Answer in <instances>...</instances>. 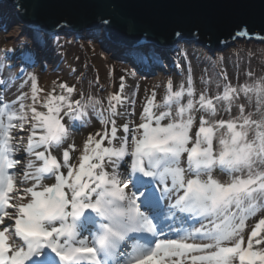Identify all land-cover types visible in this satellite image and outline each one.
<instances>
[{"label":"snow or ice","instance_id":"6c2138e0","mask_svg":"<svg viewBox=\"0 0 264 264\" xmlns=\"http://www.w3.org/2000/svg\"><path fill=\"white\" fill-rule=\"evenodd\" d=\"M141 3L164 9L154 11L150 23L170 44L225 43L224 31L264 41V0L258 12L252 10L255 0ZM123 7L124 0L15 3L30 35L11 38L19 49H3L0 264H264V250H253V238L264 231V77L249 72L250 79L236 85L225 77L217 84L222 94H200L198 100L191 78L179 90L169 80L162 103L153 92L140 121L129 119L119 128L117 118L131 115L123 77L107 108L86 93L74 96L67 83L61 84L66 95L40 97L35 73L26 69L62 48L70 34L85 32L95 45L121 30L130 38L126 51L134 64L156 54L154 42H143L145 29L123 17ZM18 55L31 64L17 63ZM26 80L30 113L23 103L13 110L7 99ZM218 101L229 110L235 105L238 114L214 119ZM94 117L103 131L89 134L78 165L70 162L74 144L58 160L53 153ZM258 214L246 239L247 221ZM178 221L192 226L177 228Z\"/></svg>","mask_w":264,"mask_h":264},{"label":"rangeland","instance_id":"374dc122","mask_svg":"<svg viewBox=\"0 0 264 264\" xmlns=\"http://www.w3.org/2000/svg\"><path fill=\"white\" fill-rule=\"evenodd\" d=\"M10 7L6 3L0 4V20L9 18L14 20L6 31L0 28L1 42L5 40L4 36L16 27L20 28L17 36L21 34L29 35L24 31L21 23L15 20L14 17L6 15L7 9ZM61 43L63 44L62 48L47 54L39 63L26 69L29 73H35L37 87L41 89L40 97L66 95L67 93L61 88V84L67 83L69 87H75L76 93H74V96L79 93H86L94 99L98 98L104 101L105 108H107L108 98L119 92L121 78L123 77L124 91L122 96L126 98L125 106L128 107L131 115L130 117L117 118L118 128L122 123L128 122L129 119L136 123L140 121V113L153 92L156 93V103H162L167 95V82L169 80L172 81L174 90H179L181 84L187 88L188 80L191 78L196 94L195 99L198 100L200 94H204L209 98L222 94V88L218 89L217 84L225 82V77L233 85L242 84L250 79L248 76L249 72L255 78L264 77V43L237 41L234 46L223 52H217L215 55L209 54L199 46L183 43L176 44L172 52L168 50L163 53L157 52L155 47H153L152 52L156 54L152 55L149 60H145L142 65L134 64L129 59L127 51L123 48L118 47L115 50H111L109 46H105L104 39L98 40L93 45L91 40L87 39L86 33H82L77 39L73 36L65 37ZM13 47L19 49V45L15 42L8 48L11 49ZM99 51L105 53L109 58L110 74L103 69ZM21 59L24 60V64H31L26 55L24 57L18 55L16 62L19 63ZM55 61L59 69H62L59 70L57 68L50 80L44 83V66L56 64ZM6 63L7 61L3 58L0 64L5 65ZM155 63L160 65L161 70L153 67ZM133 64L140 72L148 70L152 71V73L154 72V74L152 76L148 73L140 75L135 70L136 68L132 67ZM132 73H135V75H132ZM12 83H17L15 75L12 76ZM31 95V84L26 80L20 88H15L8 93L7 99L12 101L10 107L13 110L19 111V104L23 103L25 110L30 113V109L27 106L31 104ZM18 97L19 100L17 99ZM0 99H4L3 92H0ZM186 99L185 97V101ZM216 106L218 113L214 119L228 120L238 114L235 105L230 110L228 109L227 102H216ZM246 107L248 111L253 110L247 105ZM37 108L38 110H45L40 104H37ZM117 110L123 111V108L118 106ZM99 111L100 109L97 108V112ZM196 115L199 118L200 115L206 114L197 113ZM103 127L99 119L94 117L84 127L76 128L68 141L53 154L57 155L58 160H62V153L65 148L74 144L75 150L69 149L70 162L78 165L84 143L89 134L94 135L98 131L102 132ZM104 145L107 146V141L104 142ZM216 175L220 179H227L219 171H217ZM258 218L259 214L257 217H250L247 221L248 226L245 228L246 239L247 235H250L251 228L258 222ZM183 225L185 229H190L192 226L191 222L183 223ZM258 238H264V231L257 238H253V240ZM259 250H264V244H260Z\"/></svg>","mask_w":264,"mask_h":264},{"label":"water","instance_id":"95a60500","mask_svg":"<svg viewBox=\"0 0 264 264\" xmlns=\"http://www.w3.org/2000/svg\"><path fill=\"white\" fill-rule=\"evenodd\" d=\"M23 3V0H0V4L6 3L7 6H11L10 8L15 9V3ZM125 7L121 9V13L123 17H125L129 22H136L142 29H145L144 32V43H152L155 44V49L159 50L158 52H165L166 50L172 52L175 48L176 44H170L167 40V35L162 30L156 28L154 25L150 23L153 12L154 11H164L161 7H146L141 3V0H124ZM259 5L260 0H255V7L252 9L253 11L258 12L259 11ZM11 17H14L15 20H17L19 23H21L24 27V31H28V26L26 22L23 21V18L19 17L16 12L14 14L10 15ZM10 23H12L14 20L10 19ZM253 29L258 33L259 28L255 25L252 26ZM85 32H78L75 34H70L67 36V38L73 36L75 39L79 38V35ZM87 36V33H86ZM149 37L151 38L149 40ZM105 46H109L111 50H115L118 47L123 48L126 50L127 43L129 42L130 38L125 36L124 33L121 30H115L105 38ZM220 39L225 41V43H220L219 41H214L212 44H205V43H195V44H186V45H195L199 46L203 49H205L209 54L215 55L217 52H223L227 50L228 48L234 46L237 41H246V42H254V43H264V41L261 40L260 36H256L254 38H248L243 35L239 36L238 38H233L229 35L228 31H224ZM183 43V42H181ZM185 44V43H183ZM132 67H135L133 64ZM154 68H157L158 70H161V67L158 63H155L153 65ZM136 68V67H135ZM140 75H144L146 73L150 74L152 76L154 72L152 71H146V72H140L137 68L135 69Z\"/></svg>","mask_w":264,"mask_h":264},{"label":"bare ground","instance_id":"6f19581e","mask_svg":"<svg viewBox=\"0 0 264 264\" xmlns=\"http://www.w3.org/2000/svg\"><path fill=\"white\" fill-rule=\"evenodd\" d=\"M16 11L15 9H12V8H8L7 9V13L6 15L9 16L11 14H14ZM10 18L9 19H4V20H0V28H2L3 30L5 29H9L10 26H11V23H10ZM19 30L20 28L16 27L14 28V30H11L10 32H8V34H6L4 36L5 40L3 42L0 41V63H1V60L3 61V58H4V55H3V49L4 48H8L10 47L11 44H13L15 41L11 38L13 37H17V34L19 33ZM99 57H100V60H101V63H102V66H103V69L108 73L110 74L111 72V67H110V63H109V58L108 56L103 53L102 51H99ZM56 62V61H55ZM2 67L0 68V71H3V64H0ZM59 69L58 65H57V62L56 64H52L50 66H47L45 65L44 66V70H45V73H44V79H43V82H47L50 80V78L53 76L54 72L56 71V69ZM62 69V68H61ZM59 69V70H61ZM179 222V221H178ZM175 225L177 228H181V226L178 224ZM178 225V226H177Z\"/></svg>","mask_w":264,"mask_h":264},{"label":"trees","instance_id":"16d2710c","mask_svg":"<svg viewBox=\"0 0 264 264\" xmlns=\"http://www.w3.org/2000/svg\"><path fill=\"white\" fill-rule=\"evenodd\" d=\"M218 102H220V101H218ZM255 240H256V239H255ZM255 240H253V250H254V251H259V246H260V245L256 244V243H255Z\"/></svg>","mask_w":264,"mask_h":264}]
</instances>
